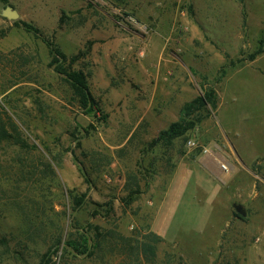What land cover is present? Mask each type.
<instances>
[{
  "label": "rangeland",
  "instance_id": "374dc122",
  "mask_svg": "<svg viewBox=\"0 0 264 264\" xmlns=\"http://www.w3.org/2000/svg\"><path fill=\"white\" fill-rule=\"evenodd\" d=\"M262 39L264 0L0 3V117L27 144L0 142V264H43L55 247L49 264H264V52L249 60ZM43 40L83 72L96 109ZM208 91L215 105L161 136ZM203 148L227 161L219 179ZM81 235L85 255L65 246Z\"/></svg>",
  "mask_w": 264,
  "mask_h": 264
},
{
  "label": "trees",
  "instance_id": "16d2710c",
  "mask_svg": "<svg viewBox=\"0 0 264 264\" xmlns=\"http://www.w3.org/2000/svg\"><path fill=\"white\" fill-rule=\"evenodd\" d=\"M0 3L7 4L8 0H0ZM15 26H19L23 28L24 31L32 33L34 36H39V31L36 27L33 25L17 21L14 22ZM43 42L47 45L49 49V53L52 56V59L50 61V66L54 65V71L63 77L66 84H68L69 88L71 89L74 98L77 99L79 105L87 110L96 109V103L93 100V98L90 96V94L87 91V79L86 76L81 72L80 70H73L70 65L64 66V63L66 62V58L63 54H61L57 49L53 48L50 42L47 40H43ZM264 52V39L260 40L257 49L253 52V54L249 57V60H253L257 55ZM72 62V60L70 61ZM212 104L215 105L214 100V93L206 92L203 97L198 96L195 99H193L191 102L187 103L182 108V117L179 122L171 124L168 129L161 134V136H166L169 139L176 138L180 135H182L190 126L193 125L191 121H186V118L190 116L192 111H198L199 109L204 108L206 105ZM16 129V125L14 122L11 121L10 118L7 117V123L6 121H3V119L0 117V142L4 141H10L13 140V142L20 147H26L27 144L20 136V133H18ZM11 132L16 133V136H13L10 134ZM36 148L35 146H32ZM69 195V194H68ZM71 196V192H70ZM82 203V200L77 197H71V204H72V210H74L75 207L80 206ZM153 237L157 242H161V238L150 235V238ZM88 238L85 236L80 237V240H69L66 241L65 246L70 248L73 252H75L78 255H85L88 254L89 246H88ZM58 246V244H57ZM99 246V242L95 241L94 248H97ZM58 250L57 247H55L52 250H49L44 255V263L43 264H49L50 257ZM155 247H149L144 246V254H150L154 257ZM148 258V257H147Z\"/></svg>",
  "mask_w": 264,
  "mask_h": 264
},
{
  "label": "crops",
  "instance_id": "0c3cea01",
  "mask_svg": "<svg viewBox=\"0 0 264 264\" xmlns=\"http://www.w3.org/2000/svg\"><path fill=\"white\" fill-rule=\"evenodd\" d=\"M216 154H217V153H216ZM217 155L219 156V158H220L222 161H225V162L227 163V161L224 159V157H222V155H220V154H217ZM204 156H207V155H204ZM204 156H200V157L198 158L197 161L200 162V163L204 166L205 171H207L209 174L213 175L214 177L218 178V175H220V174L222 173V170H220L218 164L215 163V162H213V161H210L209 164L206 163V161H202L203 158H204ZM206 160L209 161V160H211V159H210V157L208 156ZM203 162H204V163H203ZM231 173H232V171H231V168H230V173H229V174H231ZM229 174H228V176H231V175H229ZM215 175H216V176H215ZM226 176H227V175H225L224 178H225ZM218 179H219V178H218ZM183 191H184V192H187V189H184ZM190 206H192V205H190ZM160 207H161V205H160ZM160 207H159V213L161 214V210H162V208H160ZM176 222H178V225L183 226V225L185 224L186 220H185L184 218H182L181 220H177ZM180 229L182 230V228H180Z\"/></svg>",
  "mask_w": 264,
  "mask_h": 264
},
{
  "label": "built area",
  "instance_id": "2783aa9c",
  "mask_svg": "<svg viewBox=\"0 0 264 264\" xmlns=\"http://www.w3.org/2000/svg\"><path fill=\"white\" fill-rule=\"evenodd\" d=\"M186 145H187L188 148H195L196 147V143L193 140H188ZM202 154L209 156L211 161L217 163L219 168H220V170H222V171L228 170L227 163L225 161H222L216 153L211 152L207 148H203L202 149Z\"/></svg>",
  "mask_w": 264,
  "mask_h": 264
},
{
  "label": "water",
  "instance_id": "95a60500",
  "mask_svg": "<svg viewBox=\"0 0 264 264\" xmlns=\"http://www.w3.org/2000/svg\"><path fill=\"white\" fill-rule=\"evenodd\" d=\"M5 16L9 19H16L17 18V14L15 11L11 10L10 8H7L6 11H5ZM216 176V175H215ZM234 209L236 210V212L240 215H244V211L242 209L241 206L239 205H236L234 206Z\"/></svg>",
  "mask_w": 264,
  "mask_h": 264
}]
</instances>
